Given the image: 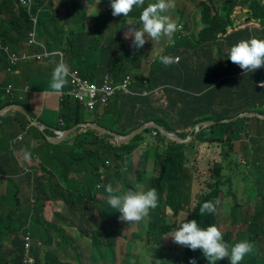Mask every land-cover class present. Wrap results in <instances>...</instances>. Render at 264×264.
<instances>
[{
  "label": "clouds",
  "instance_id": "obj_1",
  "mask_svg": "<svg viewBox=\"0 0 264 264\" xmlns=\"http://www.w3.org/2000/svg\"><path fill=\"white\" fill-rule=\"evenodd\" d=\"M75 1L76 4L82 2L85 6H92L100 0ZM208 1L210 2L208 8L215 6L217 2L214 11L216 15L223 16L226 6L231 10L230 25L226 27L224 36H222L224 33L216 34L218 40L236 32L242 34L243 37L245 35L251 37L248 40L242 39L228 48L225 55H223V46L218 43L219 41H214L217 45L212 47L215 52L220 50L222 58L237 65L243 72H259L255 82L256 90L249 89L250 91L245 93L248 99L255 100V107L253 108L252 103H249L250 109L242 113L232 114L239 102L234 103V107L219 106L215 100L200 104L194 100L177 97H172L173 100L167 102L161 94L171 88L158 85L151 90H142L139 94L141 96L154 94L155 97L151 99L158 109L154 115L163 122V125L156 124L153 118L144 120L140 117L133 122L127 117L131 116L135 110L133 111L130 107H120L119 110L110 107L114 96L135 93L130 87L129 75H125L118 83H114L107 73L100 77V84L82 78L76 70L70 68L61 50H47L38 41L36 25L37 44L28 46L26 35L23 43L25 50L15 51L0 40L2 44L8 46L10 51L27 53L26 58H21L15 64L9 65L6 54L0 52L5 55L6 62L5 70L0 69L3 74H14L17 66L22 62H57L49 85L58 95L56 109L41 108L36 112L37 108L33 107L32 97L46 91L45 83L39 85L42 88L41 91L29 93L31 82H28L21 92L13 83H9L7 77L0 82L1 84L7 80L4 97L11 101V104L0 109V116L6 115L13 118L16 112L23 116V119L19 118L20 124H24L23 128L19 124H14V135L9 140V151L17 170L14 177L24 178L31 188L27 203L32 215L20 214L17 209L13 211L14 213L0 212V235L13 237V240H18L20 243L19 264H37V255L34 250L43 245L34 239L30 229L32 224L43 223L41 219L34 216V213H37V209L43 205V194L46 189L50 192L58 186L53 180L54 175H63L68 167L78 168L80 166L85 168L75 171L76 174L89 175L97 182L96 189L99 194L97 200H94V196L90 193V200H93L99 209L97 231L109 235L106 238L96 236L94 240L102 241V243L88 245L91 258L85 261L78 260L77 264H114L120 240L125 231L133 227L139 230L133 237L142 240L144 236L146 244L154 252L156 261L152 264H248L247 262L256 249L264 252V239H259L257 244L240 239V236L246 234L251 225L259 230L264 228V40L252 37V33L264 30V0H215L214 4L212 0ZM144 2L145 0H110L111 14L114 17L128 16L134 7L142 9H138L133 16L126 18L123 26L126 24L127 26L121 41V44L123 42L125 46L115 50L112 42V53L110 55L108 53L106 63L116 57L123 59L129 54L132 58L128 62H137L135 59L137 57H140L139 60H148L149 55L145 53L148 50L154 52L156 47H161L166 42L167 46L164 50L153 53L154 58L148 66V71L158 58L157 62L165 67L178 66L179 58L170 57L167 47L174 44V36L189 37L190 41L197 37L203 29L201 13L202 7L206 8V5L200 3L199 20L194 23L195 26H200V30L196 34H190L184 12L178 9L175 1L173 2L176 9L169 15L165 13L172 7L170 0H156L155 3H150L146 7H144ZM34 4L32 0V8L28 10L22 7L17 0V5L26 9L27 12L33 10ZM40 10L30 17L36 18ZM233 13L238 21L236 25H233ZM244 19L247 20L244 21ZM31 29L32 22L28 31ZM190 41L187 42L191 43ZM93 43L97 46L96 55L101 45L100 42L94 41ZM37 46L41 50L33 51ZM28 49L32 52H28ZM43 50L53 54L44 56ZM95 55L92 61L90 57L83 59L81 65L89 67L91 63L92 68L95 69L93 65H98L102 61L98 58L95 63ZM106 63L102 61L103 65ZM73 71H76L75 75L80 82H71ZM105 75L111 79L112 85H117L128 77L130 93L123 94L113 91L112 94L107 95L98 90ZM42 79L45 82L43 74ZM221 79L214 82V85H218ZM90 85L97 88L92 92ZM147 92L149 93L145 94ZM64 97L70 98L84 113L83 121L70 128L66 127L64 119L60 116V103ZM12 101L28 103L31 112L26 111L21 104H12ZM188 103H190V108L187 111L195 113H187L181 109ZM12 106H21L25 113L17 111L16 107L11 109ZM201 108L206 109L199 112ZM226 112H229V117L222 120L211 119L213 115H223ZM199 114H206L207 117H199ZM49 117L52 118V123L45 120ZM224 125H239L242 132L237 135V138L227 134L221 136L218 131L214 136L210 135V129ZM32 127L42 133L48 132L45 134V139L51 146H47L35 135L31 131ZM124 130L127 134L138 131L135 135L145 130L149 132L146 134L147 139L134 143L132 138L135 135L124 139L123 136L127 135L122 133ZM84 133H92L97 141L78 143L76 137ZM201 133L207 139L222 138L223 142L200 143L197 137ZM130 147L133 148L128 151ZM18 151L24 152L21 160L16 155ZM211 155L215 160L211 182L205 188L206 192L200 196L199 204L185 220L175 227L166 221L162 212H170L177 219L188 210L199 189L197 182L199 171L203 169L205 160ZM133 156L136 157L135 164L132 163ZM168 157H170V166L167 163L166 166L169 168L165 170L164 163ZM157 162H161L165 192L158 183ZM147 173H151V180L145 178ZM115 178L120 183L117 188L110 184V180ZM240 183L244 185L243 195L246 196L248 202L255 205V213L248 219L241 213L242 208L237 202L235 206L224 205L222 214L231 217V224L244 226V230L233 241L231 235L218 224L219 200L226 201L229 197L237 200ZM1 184L5 186V192L8 191L6 181H0ZM145 184H149L151 188L144 189L139 186ZM214 192L217 196L212 198L213 200H208ZM18 193L17 182V197L20 201ZM162 206H164V211H160ZM105 208L109 211H105ZM201 216L214 217L215 221L214 223L203 222L199 218ZM152 218H157L161 225L169 228V231L162 236L159 246L151 244L150 238L146 235V227ZM167 242L170 244L168 249L165 248ZM80 250L81 246L77 245L78 256H83L84 253L79 254ZM131 259L132 256L127 251L123 253L121 264H130Z\"/></svg>",
  "mask_w": 264,
  "mask_h": 264
},
{
  "label": "trees",
  "instance_id": "obj_2",
  "mask_svg": "<svg viewBox=\"0 0 264 264\" xmlns=\"http://www.w3.org/2000/svg\"><path fill=\"white\" fill-rule=\"evenodd\" d=\"M102 1L103 0H100L99 2H97V4ZM104 2H106V10L102 14L109 18V28L111 26H123L126 18L133 16L138 11V9L141 8L134 7L128 16L114 17L111 14L110 0H104ZM155 2L156 0H145L144 7H146L150 3ZM170 2L172 4V7L168 10V12L165 13V15L173 13L176 9L175 3L172 0H170ZM34 3L35 4L33 6V10L27 12L26 9H23L17 5V0H0V40L15 51L25 50L26 47L23 46V43L25 42L27 32L31 27L29 17L35 15L36 11L41 9V12L36 15L38 41L47 50H61V52L63 53V57L67 61L70 68L76 70L82 78H85L91 82H95L96 84H100V79L95 80L94 77L96 69H93L92 65H90L89 67H83L81 65V62H83L82 60L87 57H90L91 61L94 59L95 50L97 49L96 44L91 40H87L84 37V34L78 31H76L73 35L66 37L64 41H55L53 38L54 30L51 28L54 22L50 9L52 0H34ZM206 8H208V6H206ZM206 8L202 7V12ZM230 12V8L226 6L225 14L222 16L224 21L218 24L206 20V18L201 15L203 29L197 35V37L193 39V42L204 44L205 48L212 50V47L210 48L207 45L210 43H214V41H219L218 43H220L223 47L226 45L227 48H230L242 39H251V37L249 36L243 37L242 34L236 32L218 40V36H216V34L224 33L226 27L230 25ZM225 34L226 33H224L222 36H224ZM173 39L174 44L171 46L168 45L167 48L170 57L179 58V65L176 67H165L161 63L156 62L151 66L150 71H148L147 74L144 75V73L140 71L139 62H128L132 58V55L130 54L123 59L120 57H116L114 60H109L108 63L103 65V67L101 68L103 71V75L107 73L113 79L114 83H118L120 79L127 75L125 74L127 68L137 67L136 70L142 76L143 84L147 88L141 90L133 89L135 93L130 95L114 96L112 98V104L110 105V107L117 110H119L120 107H130L133 111L135 110L131 116L127 117V119H130L133 122H136V120L140 117H142L144 120H150L151 118H153L156 124L163 125V122L161 120L155 118L154 114L155 112H158V109L153 105L152 99L149 96H141L139 94V92H141L142 90H151L158 85L169 86L171 88L170 90L165 91L167 93V98L177 97L179 99H184L185 97H183L182 95H174V92L175 89L182 90L181 87H186L200 90V94L202 96L210 97L208 102H212L213 100H215L217 105L219 106L230 105L234 107L233 104L239 102L232 111V114H238L242 113L243 111L249 110V103H252L253 108L255 107V100L251 101L250 99H248L245 96V93L249 92V89H252V91L255 89V85L251 83V79H254L256 82V79L259 76V72H243L237 65H234L229 61V65H232V72L231 74L223 75L221 73L222 61L227 62V59L221 57L220 50H217L220 58L214 59L216 55L212 56L209 54L208 50H202L199 47L189 46L190 44L194 43H188L187 41L182 40L183 38L181 36H174ZM35 50L40 51L41 49L39 46H37ZM28 52H32V50L28 49ZM101 53L102 55H104V53H109L110 55L112 53V42L107 44L102 43ZM5 66V55L0 54V69L5 70ZM220 79V83L218 85H214V82ZM6 82L7 80L0 84V109L11 104V101H9L8 98L4 97V87L6 86ZM41 90L42 88L40 86L31 85L29 93L38 92ZM178 94L180 93L178 92ZM194 101L200 104L202 103L198 100ZM190 103L182 106L181 109L187 113H195L187 111L190 108ZM12 104H21L26 111L31 112L30 105L28 103H19L12 101ZM174 104L175 103H173V105ZM60 106V116L64 119L67 128H70L83 121V110L77 104L72 102L70 98L64 97L60 103ZM205 109L206 108H201L199 112ZM199 117L206 118L207 115L199 114ZM226 117H229V112L223 113V115H213L211 116V119L222 120ZM6 118H8L6 115L0 116V181H6L8 191L0 193V212L14 213L13 211L18 209L21 206V203L17 197V180L14 177L17 173V170L15 168L14 159L9 151V140L14 135V124H19L21 128H23L24 124H20L19 121V118L23 119V116L21 114L20 117H9L11 134L6 137L3 134V129L5 128L4 120ZM233 128H235V131H233ZM31 131L35 133V135H37L40 139H42L47 146H51L45 139V134H48V132H39L34 127L31 128ZM216 131H218L221 136L227 134L232 136L233 138H237V135L242 132V128H239V125L217 126L216 128L210 129V135L214 136L216 134ZM148 132V130H145L144 132L141 131L139 134L135 135L132 138L133 142L137 143L147 139L146 134H148ZM122 133H126V130L122 131ZM76 141L78 143L82 141L95 142L97 141V139L93 136L92 133H84L76 137ZM197 141L200 143L214 141L223 142V139H207L205 135L201 133L197 137ZM132 148L133 147L128 148V151H130ZM167 163L170 166V157H168V159L164 163L165 170L169 168V166L168 168L166 166ZM216 196L217 193L214 192L211 196L208 197V200H213L212 198ZM34 216L41 217L42 214L41 212L34 213ZM199 218L201 219V221L206 223H214L215 221V218L211 216H201ZM168 231L169 228L161 225L157 218H152L146 227V235L150 238L149 242L151 244H154L155 246L160 245L162 236ZM49 232L50 227L48 226L45 235H49ZM261 238L264 239V228L259 230L254 225H251L248 228L246 234L240 236V239H246L254 244H257L259 239ZM259 254L261 256H259ZM247 263L264 264V252L262 250L256 249L255 253Z\"/></svg>",
  "mask_w": 264,
  "mask_h": 264
},
{
  "label": "crops",
  "instance_id": "obj_3",
  "mask_svg": "<svg viewBox=\"0 0 264 264\" xmlns=\"http://www.w3.org/2000/svg\"><path fill=\"white\" fill-rule=\"evenodd\" d=\"M60 1L52 0L50 8L54 19L52 24L54 26V40L64 41L66 37L71 36V33L73 35V32H81L87 40L100 42L101 47L96 52L94 62L96 63L98 58L103 60L104 57L103 61L106 63L108 54L104 53L102 55V43L107 44L113 40H118V34L121 32L109 34V18L107 16L104 19L102 18L104 15L102 13L106 10V2L103 0L92 6H85L80 2L76 5L77 9L75 11L59 13L57 8ZM199 6H201L200 3L198 4ZM215 6L217 7V2H215ZM86 12L90 13L91 18L85 20L81 29L79 21L83 19ZM232 20L233 25H236L238 21L234 13ZM246 20L244 19V21ZM87 22L90 23V26H87ZM252 37L264 40V30L252 33ZM34 51L36 50L34 49ZM89 64L92 65L91 63ZM56 65L57 62L55 61L45 63L22 62L17 66L14 74L7 75L0 72V82L7 77V80L10 81L9 83H13L19 92L28 85V82L37 86L45 83L46 91L32 97L33 107L37 108L36 112L41 108L56 109L58 106V95L49 87L51 74ZM93 67L96 69L95 80H99L103 75L101 69L103 67L102 61L98 65L94 64ZM42 74L45 82H43ZM251 83L255 85V80L251 79ZM45 120L52 123L51 117ZM23 153V151L16 153L20 160L23 157ZM131 159L132 163L135 164L136 157L133 156ZM83 168L85 167H68L63 175L55 174L53 180L58 186L50 192L46 189L43 194V205L37 209V213L41 212L42 214L38 218L43 223L32 224L30 229L34 239H37L43 245L34 250L35 255H37V264H77L78 260H88L91 258L88 245L102 243V241L94 240L98 235L105 238L109 235L108 233L97 231L99 209L98 205L93 200H90V193L94 196V200L99 197L96 189L97 182L89 175L75 173V171ZM16 180L18 182V196L21 202V206L17 210L20 214L32 215L31 211L28 210L29 205L27 203L31 194L30 185L24 178L16 177ZM110 184L116 188L120 186L117 178L111 179ZM4 192L5 186L1 184L0 193ZM6 213L4 212L3 214ZM48 226L50 227V232L49 235H45ZM77 245L81 246L79 254L84 253L83 256H78ZM19 246L18 240L15 241L13 237L1 234L0 264H19ZM44 253L46 254L44 255Z\"/></svg>",
  "mask_w": 264,
  "mask_h": 264
},
{
  "label": "rangeland",
  "instance_id": "obj_4",
  "mask_svg": "<svg viewBox=\"0 0 264 264\" xmlns=\"http://www.w3.org/2000/svg\"><path fill=\"white\" fill-rule=\"evenodd\" d=\"M177 3L178 9L183 10L184 12V17H185V22L188 24V31L190 34H196L200 30V26L197 25L195 26L194 23L199 20V13H198V4L199 3H204L206 6H209L210 2L208 0H173ZM215 0H212V3L214 4ZM76 1L75 0H61L58 4L57 11L59 13H64V12H73L75 11L76 8ZM216 10L215 6H211L210 8L204 9V11L201 13L206 20L211 21L215 24L222 23L224 21L223 17L221 15H216L214 11ZM91 18L90 13H85L83 19L79 21V24L81 26L84 25L85 20ZM102 18H105V15L102 16ZM129 22V20L127 21ZM122 23V22H121ZM184 24V22H183ZM87 26H90V23L87 22ZM126 26H123L122 28L117 27V26H111L109 28V34L110 33H116L118 31H121L118 34V40H113V47L115 50H118L119 47H124L125 44H121V41L123 40L124 37V31L126 29ZM183 40L185 41H190L191 38L189 37H182ZM192 43L193 39L190 41ZM166 42H164L161 47H156L154 49V52H149L148 50L145 54L149 55L148 60H139L140 57L137 58V62L141 61L140 65V71L144 73V75L147 74L148 72V66L150 62L154 58L155 52H159L165 49L167 45H165ZM217 45V43H210L207 46L210 48ZM189 46L191 47H199L202 50H208L209 54L212 56H215L219 59L220 55L219 53L214 50L205 48L204 44L201 43H194L190 44ZM228 51L227 47H223V55L226 54ZM159 61V58L156 59L154 62ZM137 67H129L127 68L125 74L129 75L131 80H130V87L132 89H147L144 84H143V78L142 76L137 72L136 70ZM231 68L232 65H229V60L227 62L222 61V70L221 73L223 75H228L231 74ZM209 87V85H208ZM181 89H175L174 95H182L183 97L189 99V100H198L199 102L206 103L209 101V96H202L200 94V90L195 89V88H186V87H181ZM178 92L180 94H178ZM24 108V107H23ZM27 108V106H26ZM25 109V108H24ZM16 117H20V113L15 114ZM5 128L3 129V134L4 136H9L11 134V129H10V118H6L5 120ZM18 128V126H17ZM16 128V129H17ZM215 160L213 159V155H211L209 158H207L204 162L203 169L199 171L198 177H197V182H198V192L195 194L194 197V202L192 205L188 208L187 211L177 219L176 216L171 214L170 212H162V214L166 217V221L169 222L170 224L175 225L177 227L180 222L185 220L187 216L195 209V207L199 204L200 201V196L202 193L206 192L205 188H207V185L211 182V172L213 170ZM157 171H158V177L157 179L159 180L158 183L165 192L166 189H164V184L163 180L164 178L161 175V162H157ZM145 178L151 180V173H147L145 175ZM144 189H149L151 188L149 184L145 185H139ZM240 188V193H238L237 200H235L233 197H229L226 201H223L222 199L219 200V219H218V224L223 228L225 232H228L231 235V239L234 241L238 237V234L244 230V226H233L231 224V217L229 215H224L222 212L224 211V205L228 204L230 206H235L236 202L241 206L242 210L241 213H243L248 219H250L254 213H255V205L253 203L248 202L246 199V196L243 195L242 190L244 189L243 183L239 184ZM164 211V206L161 207L160 211ZM105 211H109L107 208H105ZM139 232V230L135 229L134 227L131 229H128L125 231L122 239L120 240V244L118 246V253H117V259L115 260L114 264H121V261L123 259V253H126L129 251V253L132 256V259L130 261V264H152L153 262L156 261L154 257V252L150 249V247L146 244V238L144 236L142 240H137L133 237L134 234ZM170 247V244L167 242L165 244V248L168 249ZM159 264V263H156Z\"/></svg>",
  "mask_w": 264,
  "mask_h": 264
},
{
  "label": "built area",
  "instance_id": "obj_5",
  "mask_svg": "<svg viewBox=\"0 0 264 264\" xmlns=\"http://www.w3.org/2000/svg\"><path fill=\"white\" fill-rule=\"evenodd\" d=\"M18 3L22 7L27 8L28 10H31V8H32V0H18ZM30 20L32 22V29L30 31H28V34H27V45L28 46H34L35 44H37L36 31H35L36 18L30 17ZM0 52H4L6 54L7 62L9 65H13L19 59H21V58L24 59L27 56V53H25V52L16 53V52L10 51L8 46L2 44L1 41H0ZM42 53L44 54V56H48L50 54H53V53L48 52L46 50H43ZM73 73L74 74L71 75V77H72L71 82L72 83L80 82V79L77 78L75 75L76 71H73ZM89 87H90V91H92V92L97 88L94 85H90ZM97 89L104 92L107 95L112 94L113 91H119L123 94H128V93H130L129 78L125 77L119 84L112 85L111 79L107 75H105L102 79V85Z\"/></svg>",
  "mask_w": 264,
  "mask_h": 264
},
{
  "label": "water",
  "instance_id": "obj_6",
  "mask_svg": "<svg viewBox=\"0 0 264 264\" xmlns=\"http://www.w3.org/2000/svg\"><path fill=\"white\" fill-rule=\"evenodd\" d=\"M16 107L17 111L21 112V113H25L24 109L21 106H14ZM13 106L11 107V109L14 108ZM138 131H132L131 133L123 136L124 139H129L132 138Z\"/></svg>",
  "mask_w": 264,
  "mask_h": 264
},
{
  "label": "flooded vegetation",
  "instance_id": "obj_7",
  "mask_svg": "<svg viewBox=\"0 0 264 264\" xmlns=\"http://www.w3.org/2000/svg\"><path fill=\"white\" fill-rule=\"evenodd\" d=\"M171 67H176V66H171ZM146 82V81H145ZM149 92H147V93H145V94H148ZM161 95H163L162 96V98L165 100V101H167V102H171L172 100H173V98L172 97H170V98H167V93L164 91ZM150 98H154L155 96H154V94L153 95H150L149 96Z\"/></svg>",
  "mask_w": 264,
  "mask_h": 264
}]
</instances>
